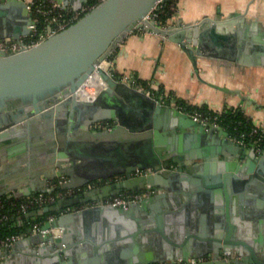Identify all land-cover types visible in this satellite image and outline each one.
<instances>
[{"label":"water","instance_id":"water-1","mask_svg":"<svg viewBox=\"0 0 264 264\" xmlns=\"http://www.w3.org/2000/svg\"><path fill=\"white\" fill-rule=\"evenodd\" d=\"M88 1L59 0L74 10ZM156 2L103 0L30 48L0 50V197L52 193L58 187L51 183L67 175L70 179L59 187L80 188L92 180L123 176L106 187L109 193L104 187L96 188L95 195L82 198L85 202L123 190L148 192L128 206L100 203L65 209L44 224V228L60 229L59 235L29 234L10 248L2 247L0 256L6 261L27 244L35 260L31 264H152L205 254H213L214 259L198 264H225L219 259L223 250L235 255L230 264H264V226L252 240L244 234L250 233L244 196L252 184L258 185L257 173L264 174V154L257 153L254 143L244 146L234 140L223 125L197 121L102 66L118 44L137 30L179 43L196 70L198 58L211 55L205 46L217 36L219 23L209 25L210 20L203 19L162 24L152 12ZM32 22L25 0L0 1V40H19L31 32ZM234 23L232 19L228 25ZM94 73L105 87L91 100V94L84 97L80 92ZM115 91L135 110L121 113L108 104L103 112L99 104ZM105 123L110 125L99 126ZM185 134L204 137L205 146L198 150L182 146L179 141ZM89 139L108 143L116 158L100 150L85 158L79 152ZM70 155L89 159L102 173L78 179L66 166ZM138 167L153 172L134 176ZM78 201L59 199L57 205L26 216L68 208ZM186 208L213 217L212 232L195 231L205 228L204 216L192 221L180 218ZM236 232L241 239L233 238Z\"/></svg>","mask_w":264,"mask_h":264},{"label":"crops","instance_id":"crops-1","mask_svg":"<svg viewBox=\"0 0 264 264\" xmlns=\"http://www.w3.org/2000/svg\"><path fill=\"white\" fill-rule=\"evenodd\" d=\"M177 9L171 23H192L209 19V25L213 22L220 24L216 27L217 36L209 38L210 43L205 46V50L210 51L211 55L198 58V70L179 43L158 33L143 30L129 33L118 44L107 64L108 68L113 69L115 75L133 80L131 85L144 86L158 98L167 99L171 105L181 106V103H185L187 106L205 107L214 112L239 108L253 123L264 125V0H178ZM232 19L235 23L229 26L228 22ZM90 83L93 87L86 85L85 90L89 91L92 98L88 99L92 100L105 85L98 77H93ZM108 104L121 113L135 110L131 102L117 91L114 95L105 97L99 107L106 112ZM110 120L113 123V119ZM37 132L34 135H38L39 131ZM186 135L179 141L182 146L196 150L205 146L204 137L198 139ZM82 144L79 153L85 158L90 157L87 153L93 154L96 150L105 151L116 158L108 143L89 139ZM69 157L66 166L72 168L70 170L78 179L102 173L89 159L83 161L80 157ZM220 159L216 158L215 161L219 163ZM109 168L116 169L112 165ZM66 179H70L68 175ZM256 179L257 184L263 187L258 188V185L252 184L244 196L247 203L245 215L250 222V225L246 224L250 233L244 234L251 240L258 237L257 232L264 226V174L257 173ZM114 183L116 182L103 181L98 188L104 187L109 193L110 188L106 187ZM93 190L95 188L78 191L73 198H78L77 203L80 205L92 204L94 201L85 202L82 198ZM200 213L186 208L179 217L184 221H192L204 216L205 228L195 231L208 235L213 230V217L206 216L204 211ZM257 221L262 224H256ZM233 238L237 240L242 236L236 232ZM30 250L31 246L23 245L14 256H8L7 261L0 256V264H31L35 260Z\"/></svg>","mask_w":264,"mask_h":264},{"label":"built area","instance_id":"built-area-1","mask_svg":"<svg viewBox=\"0 0 264 264\" xmlns=\"http://www.w3.org/2000/svg\"><path fill=\"white\" fill-rule=\"evenodd\" d=\"M1 1V0H0ZM28 4V8L32 13L33 22L30 24L31 32L27 35L22 36L19 40L12 38H5L0 40V50L7 52H18L27 48H30L37 43L45 40L50 35H53L67 26L75 22L78 18H80L84 13L88 12L90 9L95 7L97 4L102 2L103 0H96L93 3L85 4L81 9L74 10L69 7H64L59 0H25ZM165 0H157L156 5L153 9V15L156 18L155 11L156 9L164 2ZM110 58L102 64L103 67L108 69V65L110 63ZM95 74V73H94ZM124 79V78H123ZM126 82L133 84V80L124 79ZM140 89L145 90L146 92L153 94L152 91L148 90L144 86L136 85ZM158 100L161 103H168L167 99L159 97ZM178 108L187 111L192 115V117L200 121L204 124L213 122L216 126L221 125L219 123L218 116H205L204 113L195 110L189 111L182 106H177ZM234 140L239 142L242 145H249L254 143L256 145V151L259 154H264V125L253 123V127L250 132L232 134L231 136ZM172 169H175L176 166L172 165ZM153 172L152 168H136L133 172L134 176L146 175ZM66 178H61L57 182V186L62 185ZM95 185H89L88 189L94 188ZM76 191L74 189H66L65 191H58L57 193H46V192H36L34 194L22 197V200L14 202L13 208L16 213L27 214L32 208H43L50 203L57 201L58 199H62L66 196L73 195ZM148 192L145 191H126L118 194H113L105 197L104 199L95 201L93 204H115V205H123L128 206L131 202H137L143 199ZM3 203L0 198V208ZM85 205H74L66 208V211H70L73 209L82 208ZM56 215H51L44 222H33L27 231H23L20 233H14L9 235L1 240L0 248L12 247L18 240L24 238L29 234H47L53 232L56 235L61 233L60 229L56 228H44V224L47 221H52ZM9 218L8 214H4L0 217V222L2 220H6ZM235 255L229 250H223L219 259L225 261V264H230L232 260H234ZM214 259L213 254L209 256L201 255V256H191L187 259L178 258L175 261H165V262H156L152 264H198L202 262H206Z\"/></svg>","mask_w":264,"mask_h":264},{"label":"trees","instance_id":"trees-1","mask_svg":"<svg viewBox=\"0 0 264 264\" xmlns=\"http://www.w3.org/2000/svg\"><path fill=\"white\" fill-rule=\"evenodd\" d=\"M94 1L96 0H92L90 1V3H93ZM177 4H178V0H165L155 11L156 19L162 24L171 23L178 10ZM181 104H182L181 106L184 107L185 109L189 111L198 110L204 113L205 116L213 117L217 115L219 118V123L224 127H226L227 129H229L232 132V134H239V133L241 134L243 132L248 133L253 127L252 119L239 108H228L220 112H214L206 109L205 107L187 106V104L185 103H181ZM65 190L66 189L58 187L55 191H53V194L57 193L58 191H65ZM75 193L73 195L66 196L62 199L73 198ZM0 198L3 203L2 207L0 208V217L4 214L9 215L8 219L6 220L4 219L0 222V244H1V240L4 239L5 237L12 235L14 233L27 231L33 222L42 223L45 220H47L49 216L57 215L67 208L65 206L61 210H51L43 214L36 213L31 216H26V214L16 213V211L13 208V203L22 200V197L17 198V197L2 196ZM58 201L59 199L53 203H50L49 206L57 205ZM75 204L78 203L75 202ZM38 209L39 208H32L30 209L29 212L37 211Z\"/></svg>","mask_w":264,"mask_h":264},{"label":"flooded vegetation","instance_id":"flooded-vegetation-1","mask_svg":"<svg viewBox=\"0 0 264 264\" xmlns=\"http://www.w3.org/2000/svg\"><path fill=\"white\" fill-rule=\"evenodd\" d=\"M90 1H92V0H89L88 1V3H90ZM88 3H85V4H88ZM84 4V5H85ZM112 123V122H111ZM110 124H107V123H105V125L103 126V125H99V126H102V127H108ZM61 178H66V176L65 177H58L57 178V180L59 181ZM123 178V176L122 175H120V176H117V177H111L110 179H109V181H112V182H117V181H119V180H121ZM57 181V182H58ZM106 181V180H105ZM103 182V180H92V181H89L87 184H85L84 186H82V187H80V188H72V189H74L75 191H76V193H75V195L77 194V193H79L78 191H81V190H85V189H88V187H89V185H91V184H93V185H95V189L96 188H98V186L101 184ZM51 184H54L55 186H57V183H51ZM57 187H59V186H57ZM60 188H62V187H60ZM93 188V189H94ZM63 189H65V188H63ZM143 190H145V189H143ZM143 190H133V191H143ZM74 195V196H75ZM95 202V201H94ZM93 204V203H92ZM78 205V204H77ZM80 205V204H79ZM84 205H86V204H84ZM72 206H74V205H72ZM209 255H212V254H205V256H209Z\"/></svg>","mask_w":264,"mask_h":264},{"label":"bare ground","instance_id":"bare-ground-1","mask_svg":"<svg viewBox=\"0 0 264 264\" xmlns=\"http://www.w3.org/2000/svg\"><path fill=\"white\" fill-rule=\"evenodd\" d=\"M93 77H98L97 76V74L95 73V74H93V76H92V79H93ZM92 79H91V81H92ZM87 85H89L90 87H93V85H92V83H90V81H89V83L87 84ZM89 91L88 90H84V91H81L80 92V95H83L84 97L86 96H88L89 94Z\"/></svg>","mask_w":264,"mask_h":264},{"label":"rangeland","instance_id":"rangeland-1","mask_svg":"<svg viewBox=\"0 0 264 264\" xmlns=\"http://www.w3.org/2000/svg\"><path fill=\"white\" fill-rule=\"evenodd\" d=\"M68 180V179H67Z\"/></svg>","mask_w":264,"mask_h":264}]
</instances>
